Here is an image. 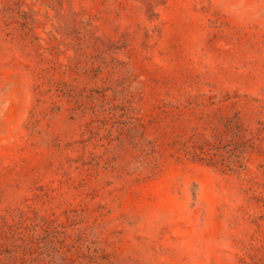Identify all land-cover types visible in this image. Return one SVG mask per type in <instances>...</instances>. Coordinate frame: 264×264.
Listing matches in <instances>:
<instances>
[{
	"label": "rangeland",
	"instance_id": "rangeland-1",
	"mask_svg": "<svg viewBox=\"0 0 264 264\" xmlns=\"http://www.w3.org/2000/svg\"><path fill=\"white\" fill-rule=\"evenodd\" d=\"M0 264H264V0H0Z\"/></svg>",
	"mask_w": 264,
	"mask_h": 264
}]
</instances>
